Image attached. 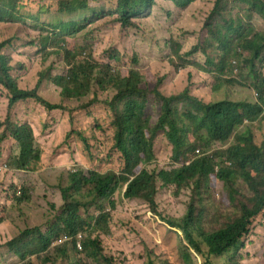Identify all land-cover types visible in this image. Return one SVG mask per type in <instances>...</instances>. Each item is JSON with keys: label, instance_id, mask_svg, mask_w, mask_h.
Here are the masks:
<instances>
[{"label": "trees", "instance_id": "1", "mask_svg": "<svg viewBox=\"0 0 264 264\" xmlns=\"http://www.w3.org/2000/svg\"><path fill=\"white\" fill-rule=\"evenodd\" d=\"M199 1L161 0L181 10ZM91 4L103 11L80 21L39 25L38 17L27 16L36 22L42 48L56 46L67 68L61 75L39 72L30 89L22 88L11 73V58L4 52L10 42H0V84L8 96L6 116L0 119V141L10 136L17 144V152L6 162L7 168L36 169L42 149L29 124L19 122L13 113L18 103L30 100L47 112H67L70 130L66 137L75 134L82 150L90 156L83 132L86 128L77 126V113L84 111L91 119L90 137L102 144L105 157L115 158L118 166L114 170L77 168L68 172L65 184L58 187L61 202L47 228L26 226L4 245L20 264H54L56 260L63 264H120L113 253L104 249L102 239L116 225L109 210L114 209L112 195L120 192L122 198L142 201L162 221L159 223L166 234L174 233L179 238L185 264L192 263L190 251L200 264H244L243 253L252 234L264 227V29L247 28L231 13L232 6L238 4L246 16L255 15L264 24V0H213L195 46L179 54L181 43L167 41L172 56L180 61L182 55H203L206 68H199L212 79L210 100L192 94L189 83L177 92L162 90L160 78L151 88L143 86L145 71L134 66L135 55L127 68L98 63L91 55L92 49L85 56L88 47L81 39L88 33L107 25H118L121 31L139 29L141 20L145 22L152 7H157L156 0H116L109 12L104 11L102 0H57L47 9L54 7L59 14L68 15L88 10ZM19 17V0H0V23L25 18ZM166 25L170 28L167 21ZM119 56L114 51V60L118 61ZM44 79L50 80L49 84H42ZM47 86L56 90L62 103L78 104L70 108L50 101L41 92ZM94 88L112 94L103 100L94 92L88 98ZM238 89L244 90L245 96H235ZM98 104L104 108L100 116L91 111ZM262 126L258 138L255 129ZM160 133L170 145L169 158L174 163L170 169L151 165L155 160L154 142ZM26 185L13 186L16 205L32 203L34 190ZM159 188H171L175 196L188 193L181 217L159 210ZM217 189L221 198L216 195ZM4 192L9 198L10 192ZM129 223L124 217L123 224ZM132 240H137L135 250L143 247L145 264H175L147 249L138 236ZM106 242L110 249L118 250L120 246Z\"/></svg>", "mask_w": 264, "mask_h": 264}, {"label": "rangeland", "instance_id": "2", "mask_svg": "<svg viewBox=\"0 0 264 264\" xmlns=\"http://www.w3.org/2000/svg\"><path fill=\"white\" fill-rule=\"evenodd\" d=\"M55 1L57 0H19L21 11L19 18L24 16V20H9L0 23V42H10V47L5 48L4 52L11 58L10 63L13 65L11 73L19 79V85L22 88L33 87L41 71H48L49 76H53L65 74L67 70L61 55L57 53L56 46L48 45L45 49L42 48L39 33L34 27L36 22L33 18H28V15L38 17L37 24L39 25H51L58 22L80 21L103 11L98 5L91 4L89 9L83 12L59 14L54 7L47 9ZM102 1L105 12L114 9L116 0ZM156 3L157 7L154 8L155 5L152 7L148 19L145 22L141 20L139 29L121 31L118 25H107L100 31L88 33L81 39V42L88 47L85 50V56L92 49L91 55L98 63H109L116 68H127L132 65L131 59L135 55L137 62L134 66L145 71L143 86L151 88L160 78L163 80L162 90L177 92L189 83L192 94L210 100L213 98L209 93L212 79L208 74L202 73L199 68V66L206 68L203 55L200 52L191 56L182 55L180 61L172 56L167 41L171 39L177 44L181 43L179 54H184L191 46H195L205 19L213 7V0H201L188 9L180 10L179 14L175 10L171 12L166 9L168 6L171 7L168 2L156 0ZM38 11L41 12L40 16H37ZM166 14H168L167 19H165ZM231 14L234 19H240L247 28L255 31L264 29V24L257 16H246L238 4L232 6ZM166 21L170 24V28L167 27ZM168 30L170 32H167ZM116 50L120 54L118 61L114 60ZM49 82L50 80L44 79L42 84H49ZM235 90L229 91L228 95L233 94ZM41 92L50 101H59L60 97L53 87L47 86ZM94 92L98 99L103 100L112 94L111 91H100L94 88L88 98H91ZM244 92L238 89V94L235 96L244 95ZM7 103V92L0 84V119L6 116ZM62 104L72 108L78 103L72 101ZM103 110L100 104L91 109L92 113L98 116L103 113ZM13 113L14 118L19 122L29 124L35 142L42 149V154L36 169L30 171L9 168L0 170V188L3 190L0 192V216H2L0 264H20L18 258L4 245L6 240L14 237L26 226L36 225L41 230H45L53 221L55 211L61 202L58 187L65 184L68 172L77 168H91L98 171L114 170L118 166L115 158L105 157L102 144L90 137L91 133L88 128L92 125L91 119L84 115V111L77 113V126L80 129L86 128L83 132L88 140L90 156L82 150L80 140L75 134L72 133L66 137L70 130L67 112L57 109L47 112L40 104L28 100L18 103ZM260 129L263 130V126L255 129L257 130L255 135L258 138H261ZM16 152L17 144L10 136L0 141V165L8 162ZM154 154L155 160L151 165H156V169L174 167V163L169 158L170 145L162 133L155 139ZM23 183L33 188L34 195L30 205L19 206L12 200V188ZM5 190L10 192L9 198ZM216 195L218 198L222 197L219 189ZM112 198L115 202L114 209L109 210L107 207L106 210H109L116 225L112 227V233L106 234L102 239L104 249L113 253L120 264L146 263L143 247L141 251L135 250L137 240H132L135 236L142 239L143 245L149 250H154V253L162 259L175 264H185L182 250L179 247V238L174 233L166 234L164 226L159 223L162 221L152 215L142 201L122 198L120 192H116ZM156 199L159 210L164 214L181 217L185 211L188 193L182 192L179 196H175L171 188H159ZM49 204H53L54 207L51 208ZM123 216L129 218V224H123ZM106 241L120 244L118 250L110 249ZM248 246L247 252L243 253L244 256L246 255L244 264H264V227L258 228L257 233L252 234L251 243ZM190 253L191 264H200L199 258L191 251ZM54 264L63 263L56 260Z\"/></svg>", "mask_w": 264, "mask_h": 264}, {"label": "clouds", "instance_id": "3", "mask_svg": "<svg viewBox=\"0 0 264 264\" xmlns=\"http://www.w3.org/2000/svg\"><path fill=\"white\" fill-rule=\"evenodd\" d=\"M166 9L169 10V11H171V12L174 11V10H175V11H180V10H181V9H176V8H174V7H169V6L166 7ZM234 62H235V61H234ZM1 165H2V164H1ZM1 165H0V166H1ZM72 171H75V170H72ZM77 243H78V242H77ZM77 243H76V244H77ZM77 247H78V246H77Z\"/></svg>", "mask_w": 264, "mask_h": 264}, {"label": "built area", "instance_id": "4", "mask_svg": "<svg viewBox=\"0 0 264 264\" xmlns=\"http://www.w3.org/2000/svg\"><path fill=\"white\" fill-rule=\"evenodd\" d=\"M2 169H7V165H6V163H3L1 166H0V170H2ZM77 246H78V248H80V245L77 243Z\"/></svg>", "mask_w": 264, "mask_h": 264}]
</instances>
